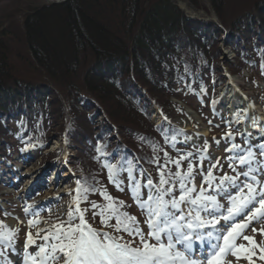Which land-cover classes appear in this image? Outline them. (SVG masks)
<instances>
[{
  "label": "trees",
  "instance_id": "trees-1",
  "mask_svg": "<svg viewBox=\"0 0 264 264\" xmlns=\"http://www.w3.org/2000/svg\"><path fill=\"white\" fill-rule=\"evenodd\" d=\"M182 1L202 8L199 0ZM210 2L218 21L189 18L172 0L30 7L19 29H0V153L7 157L15 144L32 140L43 148L58 131L75 150L70 163L83 188L87 222L112 229L93 216L100 211L93 202L109 203L102 191L136 217L126 208L128 197L110 185L106 165L122 168L121 177L131 162L135 179L142 182L150 170L158 182L160 166L174 173L169 161L182 156L179 170L190 164L186 154L165 148L178 129L155 126L154 111L172 105L182 111L170 102L176 97L202 114L196 97L215 105L210 89L225 83L224 66L233 73L251 66L264 77V0ZM223 44L235 52L233 63L222 59Z\"/></svg>",
  "mask_w": 264,
  "mask_h": 264
},
{
  "label": "rangeland",
  "instance_id": "rangeland-1",
  "mask_svg": "<svg viewBox=\"0 0 264 264\" xmlns=\"http://www.w3.org/2000/svg\"><path fill=\"white\" fill-rule=\"evenodd\" d=\"M43 2L44 0H0V29L8 27L11 30L12 28L19 29L20 20L29 8L39 6ZM199 2L202 7L200 11L204 13V19L211 20L214 18L212 16L215 10L211 6L210 0H199ZM221 49L223 52L222 59L233 63L235 55L229 46L223 44ZM245 69L242 73L236 74V72L234 76H231L227 67H223L224 85L218 81L212 88V92L222 97V103L216 105L215 108H210L198 102V108L202 110L204 115L206 114L204 120L199 112L198 114L191 110L190 113H187L185 108L180 111L173 105L169 108L165 107L161 111H154L155 114H153L152 119L155 126L162 122H169L172 129L181 130V135H177L174 140H169V146L172 149L176 146L187 147L192 151L193 155L190 157L194 166V181L197 189L211 168L216 180L213 182V188L209 189L207 194L216 195L225 209L229 206V201L223 194L217 195L219 190L215 189V185L219 183V178L225 173L229 176H236L237 173L248 171V166L240 165L236 157L246 155L249 150L252 151L254 158L251 167L259 169L253 174L257 176L258 180L264 176V155L261 154L264 150L259 147L264 144V129L260 128V124V126L256 124L247 125L246 122L248 117L253 118V116H257V119L262 117L264 122V77L251 66ZM231 85L232 87H230ZM232 91H237L239 98L237 95H231ZM178 101L175 97L170 99V102L176 103ZM189 101L193 103L194 100L190 99ZM230 101H235L236 108L234 109L239 114L236 115L237 117L233 116L232 107L226 108L230 106ZM194 106L197 107L196 103ZM224 108H226L225 111ZM247 112V117L243 119ZM229 128L230 138L228 137ZM206 145L207 147H205ZM233 145H238L239 148L229 151L228 149H232ZM46 146L48 148L45 151L39 150L36 145L25 149L21 153L25 159L21 158L20 152L16 150L8 162L0 161V179H2L0 180V222H2L0 232L14 234L13 246L0 243V264H9L8 260H15L16 257L19 258L17 264H24V244L27 234L31 232L37 244L42 243L40 237L45 235V232L40 230H51L53 225L67 221L68 212L76 208L73 205L75 193L80 192L82 187L76 184L78 173L72 168L68 159L73 157L75 150L73 147L64 144L63 135L59 134L58 131L54 132L50 140L46 141ZM230 157L232 159H229ZM229 164L232 166L229 167ZM212 165H216V167L213 168ZM101 172L104 177L106 175L105 170H101ZM246 179L249 178L242 175L239 177L241 182ZM249 182H251L250 179ZM204 186L205 188L208 187L207 184ZM241 186L243 185L241 184ZM254 186L257 187L256 184ZM78 188L80 191H77ZM229 191L234 194L233 190L229 189ZM129 194L132 196L131 192ZM132 206L133 208L135 206L140 208L135 201ZM126 208L136 214L139 212L138 208L133 209L130 205ZM142 213L144 212L142 211ZM245 218L246 216L237 217L236 222L239 223ZM139 219L142 229L147 234L148 228L144 224L145 215H139ZM29 221L33 223L30 225ZM76 221L78 224V217H74L73 223L76 224ZM228 226L224 229H228ZM253 229H257V231L254 232ZM261 229H264V219L252 222L244 230L242 236L235 241L237 245L243 244L255 253L251 264H264V260L259 258L264 253L260 251V248H256L249 244V241L244 240L243 236L252 237L256 244L264 248V234L260 231ZM38 232L39 235H37ZM28 251L35 254L37 248L31 246ZM224 262L225 264L228 262L231 264H250V261L243 255L237 259L231 253ZM52 264H63V259H58Z\"/></svg>",
  "mask_w": 264,
  "mask_h": 264
},
{
  "label": "snow or ice",
  "instance_id": "snow-or-ice-1",
  "mask_svg": "<svg viewBox=\"0 0 264 264\" xmlns=\"http://www.w3.org/2000/svg\"><path fill=\"white\" fill-rule=\"evenodd\" d=\"M228 137H231V133ZM259 147L264 150V144ZM235 148L239 146L233 145L232 149L228 150ZM261 154L264 155V151ZM165 155L167 156V153ZM192 155V153L187 154L188 157ZM186 158L182 156L177 160L169 161L178 169L174 173L170 170L165 172L166 165L160 166L157 169L159 181L154 183L149 177L144 184L135 179L133 165L129 162L127 168L129 187L134 201L145 213L144 224L148 228L147 234L140 227L136 217L119 210L124 206L123 201L117 204L115 198L106 191H102L100 194L109 203L102 207L93 202L91 205L93 209L100 208L99 212H93V216L99 215L100 223L111 227L112 232L93 228L84 216L87 209L81 210L77 200V207L68 212L67 221L53 225L51 230H40L45 232V235L40 237L42 243L37 244L31 232L27 234L24 244V264L29 262L30 264H52L61 258L63 264H224L223 258L229 253L237 259L243 255L251 264L255 253L243 244L237 245L235 241L242 236L252 222L264 219V187L254 186V184H260L257 176L253 174L259 169L251 167L254 153L249 150L246 155L236 157L240 165L248 166V171L237 173L236 176L225 173L215 185V189L219 190L217 195L223 194L229 201L230 206L223 215H220V212L224 209V205L219 202L216 195L207 194L216 180L211 168L197 189L193 176L194 166L190 163L186 172L179 170L181 161ZM106 166L110 182L119 188L120 183L117 177L119 171L123 169L117 168L116 165ZM231 166L229 164V167ZM241 175L249 178L251 182L249 179L241 182L239 180ZM205 184L208 185L207 188ZM142 189H147L146 198L143 197ZM229 189L233 190L234 194ZM77 191L80 189L78 188ZM84 191L86 192L87 189ZM177 191L179 195H176ZM205 216L208 218L205 219ZM241 216L247 217V223L236 222V218ZM74 217H78V224L72 222ZM113 218L116 223L110 225L109 220ZM221 220L229 225L226 232H220L215 236L212 231H207L206 236L200 234V230L215 228ZM32 223L29 221L30 225ZM260 231L264 234V229ZM113 233H126L131 239L126 240L123 235ZM13 238L12 233L0 232V243L13 246ZM243 239L249 241L252 246L260 248V251L264 253V248L256 244L252 237L243 236ZM194 240L198 243L207 240L210 252L197 257ZM178 245L183 248V251ZM31 246L37 248L35 254L28 251ZM259 258L264 260V255Z\"/></svg>",
  "mask_w": 264,
  "mask_h": 264
},
{
  "label": "bare ground",
  "instance_id": "bare-ground-1",
  "mask_svg": "<svg viewBox=\"0 0 264 264\" xmlns=\"http://www.w3.org/2000/svg\"><path fill=\"white\" fill-rule=\"evenodd\" d=\"M46 3H50V1H55V0H44ZM179 4L183 7V8H185V10L188 12V13H190V14H192V15H197V16H200L201 15V13L202 12H198L196 9H194L193 7H191L190 5L188 6L187 4H183L182 2H179ZM204 14V13H203ZM213 16H214V14H213ZM215 17V16H214ZM216 18V17H215ZM231 80H233V79H231ZM234 81V80H233ZM230 87H232V85L230 86ZM231 95H233V96H236L237 95V97L239 98V94L237 93V91L235 92V91H232V94ZM229 102V101H228ZM235 102V101H234ZM234 102H231L230 101V106H228V108H231L232 107V110H233V114H237L238 112L234 109V108H236V105L234 104ZM244 105V104H243ZM251 113L253 112V111H250ZM187 113H190V111L188 110V112ZM248 114V112L244 115V117H243V119H245ZM244 121V120H243ZM246 121V120H245ZM247 122V125L248 124H253V125H261V129H264V122H263V118L261 117H259L258 119H257V116H253V118H249L248 117V120L246 121ZM259 125V126H260ZM249 127V126H248ZM39 176H42V175H39Z\"/></svg>",
  "mask_w": 264,
  "mask_h": 264
},
{
  "label": "water",
  "instance_id": "water-1",
  "mask_svg": "<svg viewBox=\"0 0 264 264\" xmlns=\"http://www.w3.org/2000/svg\"><path fill=\"white\" fill-rule=\"evenodd\" d=\"M64 1H67V0H55V1H50V2H53V3H61V2H64ZM173 2H174L175 4H177L180 8L183 9V11H184V13L186 14L187 17H189V18H190V17H192V18H199V19H204V18H205V17H203V15H204L203 12L200 11V10H198V9H196V8H194V9H196L198 12H202L200 16L192 15V14L188 13V12L185 10V8H183V7L179 4V2H182V3H183V1H181V0H173ZM183 4H185V3H183ZM214 16L216 17V19L218 18V17L216 16V13H215V12H214ZM214 16H212V17H214ZM215 17H214V18H211V19L216 20ZM208 18H209V17H208Z\"/></svg>",
  "mask_w": 264,
  "mask_h": 264
}]
</instances>
